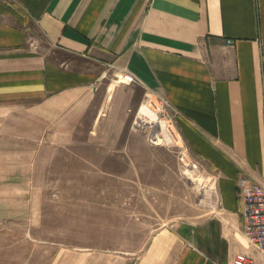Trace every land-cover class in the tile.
I'll use <instances>...</instances> for the list:
<instances>
[{
  "label": "crops",
  "instance_id": "1",
  "mask_svg": "<svg viewBox=\"0 0 264 264\" xmlns=\"http://www.w3.org/2000/svg\"><path fill=\"white\" fill-rule=\"evenodd\" d=\"M148 95L177 115L222 209L205 220V250L161 224L136 264H264L238 189L242 177L264 186V0H0V217L3 203L32 215L35 162L57 152L84 173L75 197L90 225L103 210L106 234L130 235L129 188L161 160L134 128Z\"/></svg>",
  "mask_w": 264,
  "mask_h": 264
},
{
  "label": "rangeland",
  "instance_id": "2",
  "mask_svg": "<svg viewBox=\"0 0 264 264\" xmlns=\"http://www.w3.org/2000/svg\"><path fill=\"white\" fill-rule=\"evenodd\" d=\"M149 100L148 95L141 106L151 105L155 109V124H163L173 142L166 141L162 135L160 143L154 145L151 142L154 128L140 129L150 145L159 148L161 160L150 170L139 172L136 177L145 181L141 186L129 188L131 200L135 195L140 196L138 203H131L130 235L106 234L105 219L101 217L105 215L103 210L93 213V225H90V212L81 210L83 204L77 201L79 196L75 197V193L84 189L76 183L85 177L84 173L75 169L72 155L50 153L39 156L35 162L32 215L15 217L19 214V204H14V209L10 203H3L0 264H136L143 253L136 248L144 247L151 237V229L157 230L161 224L190 229L191 236L196 235L205 250V220L212 216L213 209H222V206H213L221 203L216 198L215 178L183 142L177 115L170 109L160 108L161 102L157 99L153 101L159 109ZM137 115L140 117L139 108L133 114ZM96 174L92 177H112L105 172ZM164 181L171 185L166 186ZM103 189L108 188H98V191ZM155 198L162 200L161 205ZM96 204L99 209L107 205ZM195 228H202L201 234L192 233Z\"/></svg>",
  "mask_w": 264,
  "mask_h": 264
},
{
  "label": "built area",
  "instance_id": "3",
  "mask_svg": "<svg viewBox=\"0 0 264 264\" xmlns=\"http://www.w3.org/2000/svg\"><path fill=\"white\" fill-rule=\"evenodd\" d=\"M227 44H232V41H227ZM121 81L125 84L137 83V79L131 74L123 75ZM149 97V101H151L150 103H152L155 108L159 109V107L153 101L154 99H157L159 102H161L160 108L164 110H171V107L166 100L154 97L152 95H149ZM141 121V117L137 115L134 122V128H146L141 124ZM151 142L154 144L152 140ZM238 189L244 205V234L259 252L264 253V186L254 182L248 177H242L238 181ZM213 206L216 208H221L222 205L221 203H217L215 205L213 204ZM233 264H254V261L247 255L240 254L234 259Z\"/></svg>",
  "mask_w": 264,
  "mask_h": 264
},
{
  "label": "bare ground",
  "instance_id": "4",
  "mask_svg": "<svg viewBox=\"0 0 264 264\" xmlns=\"http://www.w3.org/2000/svg\"><path fill=\"white\" fill-rule=\"evenodd\" d=\"M153 107H151V105H143L139 111V115L141 117V124L149 127V128H154L153 133H152V141L154 142V144H159L161 141V136L163 135L164 139L166 141H170L172 142V138L171 136H169V131L167 132V130L165 129V126L162 124L160 126L155 124L156 121V114H155V109H152ZM153 123V124H152ZM156 130H158L159 132H157ZM170 137V138H169ZM192 177V176H190ZM194 178V177H193Z\"/></svg>",
  "mask_w": 264,
  "mask_h": 264
}]
</instances>
